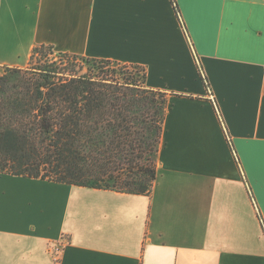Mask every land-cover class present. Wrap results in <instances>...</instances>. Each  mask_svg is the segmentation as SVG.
Masks as SVG:
<instances>
[{"label": "crops", "instance_id": "obj_1", "mask_svg": "<svg viewBox=\"0 0 264 264\" xmlns=\"http://www.w3.org/2000/svg\"><path fill=\"white\" fill-rule=\"evenodd\" d=\"M41 45L169 96L157 180L0 174V264H264V0H0V67Z\"/></svg>", "mask_w": 264, "mask_h": 264}, {"label": "trees", "instance_id": "obj_2", "mask_svg": "<svg viewBox=\"0 0 264 264\" xmlns=\"http://www.w3.org/2000/svg\"><path fill=\"white\" fill-rule=\"evenodd\" d=\"M55 54L41 45L38 68L0 67V174L149 195L169 96L142 67L82 58L68 73L81 57Z\"/></svg>", "mask_w": 264, "mask_h": 264}, {"label": "rangeland", "instance_id": "obj_3", "mask_svg": "<svg viewBox=\"0 0 264 264\" xmlns=\"http://www.w3.org/2000/svg\"><path fill=\"white\" fill-rule=\"evenodd\" d=\"M55 53L56 54L53 57H57V58H54V59L57 60L59 55L57 54V52H55ZM39 57L40 56H36L33 60H31L29 62L28 66L26 68H23V69H32L33 70V69L38 68L39 66L43 65L46 62V60L45 59H40ZM60 67H62L63 69H65L66 72L69 73L70 70H72V71L75 70V72L82 71V67H87V66L85 65V63L83 62V60L81 58V59L77 60V62H73V64H71V63L63 64ZM115 67H114V69H117ZM1 71H3V68H1ZM84 71H86V70H84ZM120 71H121V69L118 70L117 72L120 73ZM130 72H132V70ZM154 160H155L156 165L158 166L157 160L155 159V157H154Z\"/></svg>", "mask_w": 264, "mask_h": 264}, {"label": "built area", "instance_id": "obj_4", "mask_svg": "<svg viewBox=\"0 0 264 264\" xmlns=\"http://www.w3.org/2000/svg\"><path fill=\"white\" fill-rule=\"evenodd\" d=\"M59 253H60V249H56L55 250V253H54L56 259L58 258Z\"/></svg>", "mask_w": 264, "mask_h": 264}]
</instances>
